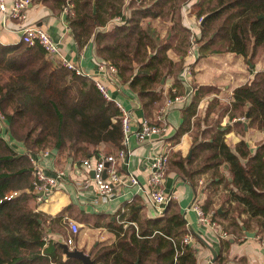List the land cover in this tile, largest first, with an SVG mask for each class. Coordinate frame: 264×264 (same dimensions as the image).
Listing matches in <instances>:
<instances>
[{
    "label": "trees",
    "instance_id": "16d2710c",
    "mask_svg": "<svg viewBox=\"0 0 264 264\" xmlns=\"http://www.w3.org/2000/svg\"><path fill=\"white\" fill-rule=\"evenodd\" d=\"M31 1L54 14L69 6L65 20L76 45L81 48L93 41L97 64L117 70L118 79L135 93L146 117L160 103L162 78L183 71V61L173 63L167 53L186 55L191 34L181 24L180 8L194 0L130 1L126 5L124 0ZM194 7L196 20L205 19L199 24V37L194 38L197 58L232 53L242 56L251 71L264 59V0H196ZM116 18L120 21L112 24ZM154 20L172 23L162 40L144 25ZM173 87L177 93L169 91L171 98L181 89L178 80ZM193 88L189 104L182 107L183 125L174 141L189 130L200 100L215 90ZM233 100L224 111L229 112V120L236 119L233 125L239 127L240 135L243 125L237 119L241 117L248 128L264 131V69L234 89ZM0 112L4 116L0 131V264H82L67 258L60 247L59 239L65 234L63 217L34 211L44 197L37 201L32 192L28 155L54 150L75 162L96 158L100 145L105 154L115 153L123 140L119 109L103 97L93 79L68 71L49 59L40 46L19 42L0 44ZM229 131V127L216 126L201 131V139L194 135L191 156L176 154L170 170L193 187L198 177L207 175L206 198L200 206L208 215L224 182L221 169L226 165L228 203L220 215L215 210L211 217L229 236L241 235L242 227L259 236L264 233V142L251 152L241 140L232 151L224 141ZM123 214H119L122 219L137 223V231L132 226L125 232L116 227L115 244L92 254L93 264H196L194 248L182 244L190 230L174 202L153 220L141 221L134 205Z\"/></svg>",
    "mask_w": 264,
    "mask_h": 264
},
{
    "label": "crops",
    "instance_id": "0c3cea01",
    "mask_svg": "<svg viewBox=\"0 0 264 264\" xmlns=\"http://www.w3.org/2000/svg\"><path fill=\"white\" fill-rule=\"evenodd\" d=\"M12 0H6L8 5ZM31 1V0H30ZM192 1L190 4L180 8L181 24L191 35L199 37L200 28L196 20V8ZM126 5V4H125ZM63 11V10H62ZM27 17L24 22L16 21L8 16L0 14V44L15 45L20 41V30L23 27H38L43 30L51 38L52 41L58 43L59 62L62 60L75 65L84 75L99 80L106 88V91L112 102L119 104L125 111L131 114L135 121L147 119L151 125H162L155 122L156 115L164 108L166 100L169 98L170 89L173 87L175 80L181 86L178 95H185L190 91V87L182 84L179 76H169L161 84V100L157 108L150 116H145L135 93L127 86L122 84L115 75L99 74L97 69L98 59L95 56L93 41H88L79 48L66 23V15L62 13L54 14L47 6L41 3L30 2L27 10ZM112 24H115L112 22ZM149 25L156 31L165 29L172 25L171 22H161V20L147 21L144 25ZM160 24V26H156ZM159 36L158 34H156ZM168 58L173 63L180 60L183 64H191L193 69V79L191 87H208L215 89L214 91L203 97L198 109H202L207 103L216 99L219 104L222 102L231 105L233 100L234 89L248 83L253 73L258 72L264 67L261 62L257 63L254 70L248 73L246 71V61L242 56L232 53L211 54L208 56L195 58H181L173 52L167 53ZM196 55V53H195ZM198 56V55H197ZM191 98V97H190ZM182 104L174 103L166 109L164 116V124L166 132L158 138L139 143L134 136L136 126L131 125L130 136L128 137L127 149L131 155L126 158L124 164L118 163V172L122 178V184L118 191L111 199H103L98 195L96 185L91 181L92 174L86 173L81 164L82 160L72 161L67 157L66 153H50L47 157L36 156L37 163L44 169L46 174H52L54 171L62 170L66 174L64 182L44 193V201L36 203L34 211L42 212L51 218L63 217L68 222H73L79 227L78 234H72L68 229V224H63L65 230L64 237L59 239L60 244L68 247L69 250L82 251L84 254L91 255L100 249L110 247L116 242V227H122L125 232L132 226L138 229L135 221H127L121 218L119 214L129 211L130 205H134L137 211V217L140 220L157 219L158 215L150 205L146 202L142 188H146L147 179L150 174L151 157L161 153L168 152V159L173 154L178 153L181 157L189 158L192 154L193 141V122L190 120L189 130L183 133L177 141L172 140L176 133L183 125L182 107L189 104V99ZM228 100V101H227ZM227 101V103L225 102ZM201 112V111H200ZM215 114L212 112L209 116V122L212 121ZM215 118V117H214ZM239 120V119H237ZM236 119L229 120L228 114L224 115L220 122V128L229 127L230 131L224 135L225 144L233 151L238 142L243 140L249 151H254L258 143L264 142V131L255 130L247 127V121H238L243 125L240 135L239 127L233 125ZM203 123V122H202ZM204 128V127H203ZM216 128V127H211ZM210 128V129H211ZM201 133L199 134L200 139ZM104 153V145L98 148V154ZM97 154V155H98ZM90 159H93L91 157ZM224 176V182L219 186L218 191L213 198V208L221 207V212L229 197V188L225 185L230 182L227 173V166L221 169ZM131 174L137 181L138 185H130ZM207 177V175H205ZM201 176L202 181H204ZM201 183V181H199ZM166 195L173 197L174 202L180 211V214L186 221L189 228L187 234L191 242L188 244L195 250L196 264H263L264 262V243L261 236L256 235L255 231L247 230L249 233H255V238H247L242 230L239 236H229L221 239L218 232L222 231L217 222V230L201 225L196 214L191 209V204L195 201L201 205L206 198V192L202 186L193 187L188 181L182 179L174 170L167 169L164 176L163 187ZM217 208V209H218ZM216 210V209H215ZM244 218V217H243ZM122 219V220H121ZM63 223V222H62ZM61 223V225H62ZM126 226V227H125ZM186 236V235H185ZM58 239V238H56ZM215 252L213 258L211 250ZM92 255V256H93ZM219 258V259H218Z\"/></svg>",
    "mask_w": 264,
    "mask_h": 264
},
{
    "label": "built area",
    "instance_id": "2783aa9c",
    "mask_svg": "<svg viewBox=\"0 0 264 264\" xmlns=\"http://www.w3.org/2000/svg\"><path fill=\"white\" fill-rule=\"evenodd\" d=\"M130 1H135L137 4H141L144 0H124L125 3H128ZM30 4V0H12L11 4L8 5L6 3V0H0V14L3 16H8L16 21L24 22L27 14L26 10ZM69 6H65L63 8V14L67 15L69 13ZM201 18L197 20V24L199 25L201 23ZM119 18H116L113 22H119ZM190 45L189 48L186 51V58H192V62L195 61V58H197V48L198 43L195 42L194 35H190L189 37ZM20 42L28 45V46H40L43 51L46 53V56L61 64L64 68H66L68 71L74 72L78 76H85L88 78H91L87 75H84L83 72L77 68L75 65L68 63L64 60L59 62V51H58V43L51 40V38L45 33L43 30H41L38 27H23L20 30ZM196 53V55H195ZM97 69L99 74L104 75H116L117 76V70L113 66L105 67L104 64L97 65ZM179 78L182 82V84H185L186 86L190 87V91L187 92L185 95H174L173 98L169 96V98L165 102L164 108L156 115L155 122L162 123V125H151L147 119H143L141 121H135V119L132 118L131 114L128 112H125L119 104L115 103V106L120 111V122H121V130L123 134V140H122V148L116 151L115 153L111 154H105L100 153L97 155L96 158L93 159H84L81 161V164L84 168V171L88 174L91 173V181L95 183L97 193L99 196H101L103 199H111L114 197L118 191V188L122 184V178L120 176V173L118 172V163L119 161L121 164H124L126 161V158L131 155L130 150L127 149L128 144V137L130 136V129L131 125L136 126V131L134 132L135 138L138 140L139 143H142L144 141H150L155 138L154 136H161L163 133L166 132L165 124H164V116L166 109L169 108L172 104H182L184 101H186L188 98H190L193 95L194 88L191 87L192 85V79H193V69L191 67V64H185L183 67V71L179 75ZM94 80V78H93ZM95 84L100 91V93L103 95V97L111 101L105 86L99 81L94 80ZM171 94H175V89H170ZM112 102V101H111ZM3 120L4 116L0 112V131L3 127ZM239 121H245V118H240ZM50 154V151H44L40 152L38 155H28L30 159V163L32 165V192L36 195L39 193H46L49 192L51 189L57 187L58 184L62 183L66 179V174L62 170L54 171L52 174H46L44 169L37 163L36 156L40 157H47ZM150 162V174L147 179V185L146 188H142L143 196L154 209V211L161 215L164 208L168 205V203L172 202L173 197L171 195H166L162 189L163 187V181L165 172L168 169V152L162 151L161 153H158L157 155H154L151 157ZM127 165V161H126ZM130 176V185H138L137 181L134 179V177L129 174ZM41 197H37V201H40ZM191 209L196 214L198 221L201 225L210 227L213 230H217L218 224L216 221H214L211 217V213L206 215L202 209L199 203L193 202L191 204ZM63 224H68V229L72 234H78L79 233V227L77 224L73 222H68L67 218L62 219ZM126 227V226H125ZM137 231V230H135ZM218 236L221 239H226L228 237V234L224 231L218 232ZM264 243V238H262ZM47 241V239H45ZM191 242V239L188 235L184 236L182 239L183 245H188ZM264 264V262H263Z\"/></svg>",
    "mask_w": 264,
    "mask_h": 264
},
{
    "label": "rangeland",
    "instance_id": "374dc122",
    "mask_svg": "<svg viewBox=\"0 0 264 264\" xmlns=\"http://www.w3.org/2000/svg\"><path fill=\"white\" fill-rule=\"evenodd\" d=\"M143 3V2H142ZM124 4H128V3H125ZM72 16H73V13H72ZM156 26H160V24H157ZM155 34H158L159 36H157L158 39H163L166 34H167V31L163 28V29H160L158 31H156L155 29H153ZM264 60V59H263ZM261 66L264 67V61H262L261 63ZM246 71L249 73L250 72V69L248 67V65L246 64ZM228 101V100H227ZM227 101L225 103H227ZM226 106H230L229 105H225L223 102L222 104H219L218 101L216 99H213L212 101L210 102H207L202 109H198V106H197V109H196V114L194 115V122H193V130L192 133L193 135L195 136H199L200 132L203 131V130H206V129H210L211 127H216V126H220V122H221V119L224 115L226 114H229V112H225L224 109ZM201 111V112H200ZM212 112L215 114V118L213 117L212 121H208L209 119V116L210 114H212ZM243 118V117H241ZM203 122V123H202ZM204 127V128H203ZM201 139V137H200ZM176 154L178 153H175L173 154L172 158L169 159V162H168V168L170 167V163L176 159ZM180 158H183L180 156V154H178ZM191 156V155H190ZM186 157V156H185ZM184 157V158H185ZM205 176V175H204ZM201 179V176L198 177V181H197V186H202V189L206 186V183H207V177L205 176V178L203 177L204 181L200 180ZM201 181V183L199 182ZM218 207L216 208H213L212 206V211L211 212H214L215 209L217 210ZM221 208V207H219ZM217 221V220H216ZM218 222V221H217ZM219 223V222H218ZM260 236L262 238H264V233H261Z\"/></svg>",
    "mask_w": 264,
    "mask_h": 264
},
{
    "label": "water",
    "instance_id": "95a60500",
    "mask_svg": "<svg viewBox=\"0 0 264 264\" xmlns=\"http://www.w3.org/2000/svg\"><path fill=\"white\" fill-rule=\"evenodd\" d=\"M95 10V7L93 5V11ZM202 20H205V19H202ZM203 23H200V26H202ZM164 78H162L161 80V84L163 85L164 84ZM247 117V115H246ZM239 121V120H238ZM241 122V121H239ZM153 138H158L157 136H154ZM52 153H56V151H52ZM36 197H42L43 196V193H39V194H36L35 195ZM217 214L220 215L221 214V208H218L217 209ZM242 230L244 231V234L247 238H255V233H249L247 231H245L244 227H242ZM60 247L62 248L63 250V254L67 257V258H74V259H77L79 261L82 262V264H93V261L91 260L90 258V255L88 254H84L82 251H78V250H69L67 246L65 245H62L60 244ZM210 249V248H209ZM211 250V253H212V256L213 258L215 257V252Z\"/></svg>",
    "mask_w": 264,
    "mask_h": 264
}]
</instances>
